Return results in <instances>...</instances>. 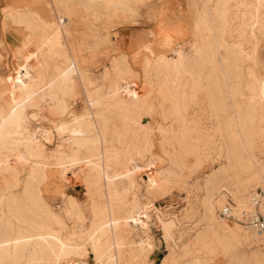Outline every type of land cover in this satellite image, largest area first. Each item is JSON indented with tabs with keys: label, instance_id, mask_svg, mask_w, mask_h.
I'll return each mask as SVG.
<instances>
[{
	"label": "bare ground",
	"instance_id": "1",
	"mask_svg": "<svg viewBox=\"0 0 264 264\" xmlns=\"http://www.w3.org/2000/svg\"><path fill=\"white\" fill-rule=\"evenodd\" d=\"M73 1L10 0L0 6L25 30L15 49L22 67L0 74V264H88L90 254L97 264H151L150 236L133 237L148 227V195L168 183H186L208 159L218 167L192 187L183 208L199 222L186 243L176 234L183 222L175 211L154 210L173 245L163 264H212L216 255L225 257L218 264H264V232L247 221L264 204V0H191L186 47L156 52L142 42L139 70L119 52L99 76L79 54L94 52L110 27L75 20L81 11H70ZM107 1L77 0L84 3L82 16L96 19L141 6ZM5 27L1 20V46ZM25 48L30 52L20 62ZM133 77L142 80L143 91ZM98 78L104 83L95 84ZM78 86L82 109L70 111L66 97ZM41 103L66 115L51 128L63 136L54 147L41 139L50 130L36 121ZM156 145L169 164L143 180L137 171L156 157ZM50 164L56 180L69 170L80 172L86 199L60 189L62 204L49 203ZM257 185L260 204L253 197ZM222 188L232 194L233 218L216 215L227 203Z\"/></svg>",
	"mask_w": 264,
	"mask_h": 264
},
{
	"label": "rangeland",
	"instance_id": "2",
	"mask_svg": "<svg viewBox=\"0 0 264 264\" xmlns=\"http://www.w3.org/2000/svg\"><path fill=\"white\" fill-rule=\"evenodd\" d=\"M9 1L10 0H1L0 6L2 4L8 3ZM105 1L108 2L107 0ZM187 1H188V9L190 12L189 19H191L192 16V10L190 7L191 0H187ZM169 2L170 0H148L146 3V1L144 0H133V3L135 5L136 4L141 5V6H135L136 11L134 10L128 12L126 11L125 14L118 11V15L116 14L105 15V16L102 15L100 18L96 19L90 14L88 15L83 14L82 16V13L85 11L83 10L82 7L84 6V3L77 2V0H74L73 3H75V5L70 9V11L72 10L81 11L79 17L74 18L75 20L76 19L80 20L84 18L86 24L92 25L94 29L95 28L98 29V26L100 24L103 26L104 23H108L110 27L109 28L110 36L106 38L105 41L102 42L94 52H84L83 50L80 52L79 57L82 58L81 61L82 65L88 71H91L92 75L99 76L105 64L109 62V60L114 54H117L119 52H126L129 54L131 58L133 67L139 70L140 60L144 54V50L142 48V42H147L149 44L151 43V45L154 47L156 52H166L167 50L174 48L175 46L177 47V44H179L178 46L182 48L186 47L189 41L187 29H188V25L191 24V21L188 19L190 22L183 24L174 21V18L163 16L166 10L165 9L166 4ZM70 4L71 3H69L68 1L65 2L66 7L67 6L70 7ZM91 4L94 3L91 2ZM57 6L60 7V5ZM113 8L115 7H111V9ZM105 9H109V8H105ZM169 11L171 14L172 8H169ZM158 14L160 18L156 17V15ZM6 17L8 19H6ZM46 17L48 19H52L51 16H46ZM163 17L167 21L163 20L164 19ZM1 20L4 21V23L6 24L5 27L6 32L4 36L5 37L4 43L2 44V46L0 44L1 47L0 74L1 76L4 75L8 76L9 74L13 73L15 69L17 70L20 67H22V64L18 62L19 58L17 57V53L15 49L17 45L20 43L21 38L25 33V30L22 29L23 25L21 26V25L13 24L11 22L10 17L4 16L3 13L0 11V21ZM171 20L173 22H171ZM150 30H153V33H151ZM67 39L69 40V42H71L70 45L71 50L72 51L75 50L78 52L77 47L73 45L74 42L71 41L72 39L70 37ZM23 52L25 55L20 58V62L22 61L21 59L25 61L26 59L25 57L29 54L30 50L29 48H25ZM259 55L262 59H264V38L262 40L259 49ZM259 70L264 71L263 67H260ZM131 81L132 83L133 82L135 83V84L133 83V85L137 89V91L139 92L143 91L144 87L142 80L133 77ZM97 83H104V82L102 79L98 78L95 84ZM67 96L68 97H66V99H68L67 103L70 111L82 109V104H83L82 102L84 101V92L82 90V87L78 86L76 93H72ZM37 97H34L36 100L33 98L36 102L40 99ZM41 108H42L41 109L42 112L40 114L39 119H37L36 121L41 123L43 127L50 129L48 130V133L46 135L41 136V139H43L46 144L48 145L50 144L49 147H54L57 143H61L63 141V136L54 133L51 128L55 123L63 121L66 115L65 116L60 115L56 109L54 108L52 109V107L50 108L44 103H41ZM36 121H34V124L37 123ZM30 124L33 126V122H31ZM155 154L156 157L154 156V158L149 160L148 165L142 167L141 169H139V171H137L139 177L141 176L143 180H147L148 178L147 174L152 175L153 173H155L154 171L158 167H163L169 164L168 161L165 160L164 151L160 145H156ZM155 160L157 161L155 162ZM208 160L203 161L201 165L198 166V168H196L191 172L186 183H182V184L180 183L174 184V182L168 183L166 186H163L162 189H159L158 191L151 193L152 195L151 194L148 195L149 196L148 198L150 199L148 200L150 201L149 210H151L148 212L149 213L148 222H147L148 227L145 228L144 230L138 229L133 237L138 239L141 235L144 234H148L150 236L153 247L149 253V258H150L149 260H152L151 264H161V263L163 264L162 261H164L165 259H167V257L170 256L171 249H173V245L170 244L169 239L166 238L165 234H163L162 232L161 224L154 210L159 209L160 211L162 210L161 212L167 214L170 212L172 213V211L173 212L175 211L174 213L177 214V216L180 219H182L183 222V229H182L183 232L176 231L177 232L176 234L177 235L181 234L180 242L186 243L189 240V237L192 235L193 231L195 230L196 228L195 226L199 224V222H197L196 220L197 216L194 215L186 216L184 214V210L187 208L186 206L188 205L187 202L189 200L188 198L190 194L189 191L192 190V187L195 184L199 185L203 176L209 173L213 167L215 168L218 167V163H216V161H212L210 159ZM191 161L192 160H190L189 163H192ZM48 168H49L48 169L49 178L45 183L46 185L45 195L48 202L51 203L55 208L59 207L62 204V200L59 195L60 189L65 190L67 193L73 194L74 196H76V198H78L81 201L86 199L85 187L83 184V180L80 176V172L78 173L77 171L69 170V172L65 173L64 178L62 180L61 178L60 180H56L54 178L53 164H50ZM136 186H137V180L134 181V188ZM260 186L261 185H257L255 191L257 190L262 194L263 190L262 187ZM141 189L142 187L141 185H139L140 195L143 196L145 195V192ZM221 192L225 194V199L227 200V203H225L224 206H226L227 204H229V202L230 203L232 202V194H230L228 190L225 188H222ZM222 209L223 207L222 208L218 207L215 209L218 218H222V219L233 218L232 216L221 217V215L219 214ZM238 222L241 224L242 223L246 224L243 220H238ZM216 256H213V258L216 260L212 258L211 260L212 264L221 263L225 259V257L222 255L221 256L219 255L218 258ZM218 259L220 260V262ZM87 261L88 264H97L92 254H90L87 257Z\"/></svg>",
	"mask_w": 264,
	"mask_h": 264
},
{
	"label": "crops",
	"instance_id": "3",
	"mask_svg": "<svg viewBox=\"0 0 264 264\" xmlns=\"http://www.w3.org/2000/svg\"><path fill=\"white\" fill-rule=\"evenodd\" d=\"M169 8H172L171 14H170ZM165 9L166 10L163 16L174 18V21L183 23V24L190 22L188 20L190 17V12L188 9L187 0H170V2L166 4Z\"/></svg>",
	"mask_w": 264,
	"mask_h": 264
},
{
	"label": "built area",
	"instance_id": "4",
	"mask_svg": "<svg viewBox=\"0 0 264 264\" xmlns=\"http://www.w3.org/2000/svg\"><path fill=\"white\" fill-rule=\"evenodd\" d=\"M256 195L253 196L255 203L260 204L261 203V192L256 190ZM230 200V199H229ZM230 205L227 204L221 211V216H231L230 214ZM258 232L262 233L264 232V204H263V210L258 211L256 214L250 215V217L247 220Z\"/></svg>",
	"mask_w": 264,
	"mask_h": 264
}]
</instances>
